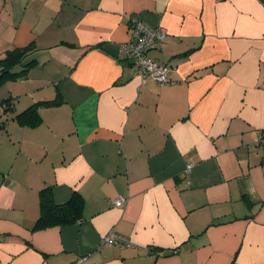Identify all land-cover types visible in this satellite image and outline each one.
<instances>
[{"label": "crops", "instance_id": "0c3cea01", "mask_svg": "<svg viewBox=\"0 0 264 264\" xmlns=\"http://www.w3.org/2000/svg\"><path fill=\"white\" fill-rule=\"evenodd\" d=\"M135 15L171 84L117 57ZM26 48L0 88V264H264V0H0V58ZM49 185L82 218L33 229Z\"/></svg>", "mask_w": 264, "mask_h": 264}, {"label": "trees", "instance_id": "16d2710c", "mask_svg": "<svg viewBox=\"0 0 264 264\" xmlns=\"http://www.w3.org/2000/svg\"><path fill=\"white\" fill-rule=\"evenodd\" d=\"M157 50V49H156ZM30 48L11 49L0 58V88L9 81L23 78L30 67L32 60L23 62ZM58 100V99H57ZM54 100H42L30 104L27 108L16 114V118L26 125L33 126L40 120L38 110L42 106L57 103ZM12 98L0 100V118L7 116L12 109ZM39 216L33 229L49 226L70 225L82 218V202L77 193L73 192L70 198L63 203H56L53 198L51 185L39 190Z\"/></svg>", "mask_w": 264, "mask_h": 264}, {"label": "built area", "instance_id": "2783aa9c", "mask_svg": "<svg viewBox=\"0 0 264 264\" xmlns=\"http://www.w3.org/2000/svg\"><path fill=\"white\" fill-rule=\"evenodd\" d=\"M131 35L129 39L120 45L117 57L120 60H127L132 63L136 73L144 80L152 78L159 85H168L172 81L169 77V67L159 61L151 58L148 53L160 47L167 32L166 29L159 25H149L138 16H132L128 19ZM255 149L264 151V130H258L257 143ZM191 169V165L186 166V171ZM125 202L124 198L114 200L116 206H121ZM126 242V238L110 232L102 239V245H109L114 242Z\"/></svg>", "mask_w": 264, "mask_h": 264}]
</instances>
